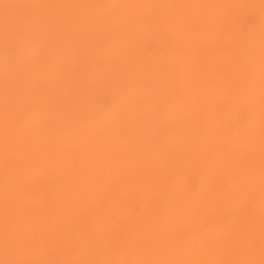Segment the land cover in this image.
<instances>
[{"label":"rangeland","instance_id":"374dc122","mask_svg":"<svg viewBox=\"0 0 264 264\" xmlns=\"http://www.w3.org/2000/svg\"><path fill=\"white\" fill-rule=\"evenodd\" d=\"M204 1L205 2L203 4V0H0V264H116L118 261V264H191L192 261V264H228V262L229 264H252V262L253 264H264V150L262 151L261 147L262 144L264 147V143H261L262 139V142H264V111H262L264 110V71L262 70L264 68V39H262L264 37V0H233L232 6L226 5L227 1L230 0ZM145 2H147V5ZM195 2L196 4H194ZM209 4H214L216 6H208ZM223 4L225 5L223 6ZM174 6H176L178 9H175ZM202 7H204L203 12L201 9ZM117 9L120 11V14H118L119 11ZM222 9H224L223 12ZM189 10L190 12H188ZM226 10H233V13L230 12L231 14H226L228 12H226ZM239 12L242 13V15L240 13L241 17L239 14H237ZM261 12H263V15ZM60 13L61 15H59ZM257 13H260L259 17H257ZM45 14L47 15L45 16ZM210 14L213 16L211 17ZM195 17L197 19H195ZM213 17L215 18L213 19ZM205 18H207V20ZM233 18H235L234 21ZM226 20L229 22L227 23ZM212 21H214V25ZM13 22L15 25H12ZM238 23L240 26H237ZM157 24L158 28L156 29ZM211 26L214 28V30L211 28ZM213 26L218 28L217 31H215L216 29ZM188 28L189 30L186 31ZM99 29L101 31H99ZM228 29L229 31L226 32ZM67 31L69 33H67ZM97 32L98 35L96 36ZM103 32L108 33L110 36L108 34L105 36V33ZM236 32L239 33L237 34ZM260 32L263 33L259 34ZM180 34L181 37L179 38L178 35ZM182 36H184V38H182ZM49 37H51V39ZM54 37L56 38L55 41ZM114 37L119 40L115 41ZM188 37H192L194 40L191 38L188 39ZM198 37H200L202 40L200 41ZM226 37H229V41ZM235 37L238 40H236ZM112 38L114 39V44L112 43ZM196 39L198 41H196ZM188 41H190V45L188 44ZM236 41L238 42L236 43L237 45H235ZM243 42L244 44L240 46V44ZM251 42L252 44H250ZM52 44L56 45V48L53 47L51 49ZM76 44L80 45L76 46ZM205 45H207V48ZM80 46H83V48ZM244 46L245 48H243ZM254 46H257L258 48L261 46L263 47L261 49L259 48L260 50L258 49L262 52H260L262 57H258L260 53H258L259 51H256L257 47L255 48L256 56L252 53L254 52ZM224 47L226 48L225 50H223ZM246 47H249V50H246ZM174 48L176 50H174ZM188 48L191 52L188 51ZM37 49L39 50L36 51ZM177 49L180 50V52H178ZM62 51L63 53H61ZM79 51L80 53H78ZM98 51L101 52L99 55L97 53ZM220 51H222V53ZM236 51H238V53H236ZM242 51L243 53H241ZM249 53L254 55L253 59H251L252 61H250L252 55H249ZM244 54L247 55L246 60ZM94 56L96 58H94ZM193 57L196 58L194 59ZM255 58L257 60H255ZM104 61L107 62L105 63ZM198 61L199 64L201 62L203 63L200 64V66H197ZM212 61H214V65ZM216 61L218 65H216ZM207 62L210 63L207 64ZM250 63L257 64H254V68L252 65L249 66ZM244 64L246 65L244 66ZM217 66L219 68H217ZM238 66L239 68H237ZM187 67L190 68L187 69ZM232 69H234V71ZM227 71L231 74L226 75V73H228ZM242 71L244 74H242ZM152 72H154V75ZM233 72H236V74ZM146 76L148 78H146ZM203 78H205V80ZM76 79L77 81H75ZM251 79L254 82H252ZM130 85L132 86L131 89ZM241 85H245L247 88L244 86L242 87ZM249 87H251L253 90ZM89 88L91 89L89 90ZM234 88H238V90L235 91L236 89L234 90ZM40 89L41 92H44L46 96L41 94ZM25 90H27V94ZM213 90L214 93L212 92ZM87 91L90 92L87 94ZM204 92L205 94H203ZM241 92L244 93L242 94ZM223 93L225 95H223ZM234 94L235 96H232ZM26 95L31 96L30 98H32V101L28 100L29 97ZM59 95H61V99ZM64 95H66V99L62 98ZM118 96L120 97L119 99ZM222 96L224 98H222ZM54 97L55 99L51 100ZM146 97L148 100L145 99ZM248 97L251 100H249V102L247 99ZM26 98L27 101H25ZM68 98H72V100H69ZM237 98L239 101H237ZM231 99L233 101H231ZM254 99H256L255 101L259 105L256 103L252 105ZM229 101L231 105L229 104ZM42 104L43 106H41ZM58 104H60V106H58ZM166 104L169 106H166ZM246 104L248 105L246 106ZM8 105L10 107H8ZM49 105L53 107V110H51L52 107ZM214 106H216L217 109H215ZM43 109H45V111ZM62 109L66 112H64ZM222 109L223 112L221 113ZM251 109L254 111L252 110L251 112ZM68 111L71 114L68 113ZM161 111H163V113ZM216 111H218V114ZM107 113L109 116L106 115ZM179 113L181 117L178 119L177 115H179ZM231 113L234 115V117H232L233 115H231ZM241 113L243 116L246 114V118L243 119V117H241ZM250 113H253V115ZM58 114H60V116ZM81 114H83L82 120ZM183 114L185 116L187 114V116L184 117ZM197 114L200 115L198 116ZM247 114L251 115V118L249 116L247 117ZM256 114L257 116L254 117ZM23 115H25L24 121ZM57 115L58 117H56ZM238 115L241 117L240 119L242 122L239 121L240 119L238 118ZM226 116L227 118H225ZM65 117L67 121L64 119ZM162 117H165V119ZM231 117L232 119H230ZM237 118L239 119L238 122ZM180 120H182V122ZM223 120L225 123L221 122ZM37 121L39 125H37ZM57 121L58 123H56ZM31 122L34 124L32 125ZM163 123L165 124L163 125ZM7 124H9V126ZM42 124L44 125L42 126ZM71 124H73L72 127H70ZM30 125L34 128H32ZM224 127L226 132L223 129ZM30 128L31 130H29ZM34 129L35 131H33ZM28 131L30 132L28 133ZM62 131L63 133H61ZM117 132H119V134ZM35 133L36 135H41L42 139H40L39 136L35 138ZM77 134L79 135L78 137L76 136ZM51 135L54 137L52 138ZM93 135H95L96 138L94 137V139L96 140L93 139ZM22 136H25L24 139H19V137ZM17 137L19 140H17ZM55 137L57 138L54 139ZM45 139H47V141ZM122 139H124V141H122ZM136 139L139 140L137 141ZM257 139H260V141ZM30 140L37 141L30 142ZM44 140L45 146L43 143ZM51 140H53V142ZM227 140H229V142ZM136 141L138 143H136ZM243 141L244 143H242ZM51 142L53 144H49ZM132 142L134 143L132 144ZM256 142H260V146L259 143L256 144ZM123 145L125 146L123 147ZM43 147L45 148L43 149ZM253 149L257 152H255ZM169 152L171 155H169ZM38 154L39 156H37ZM93 155L97 156L95 157ZM119 155H121V157ZM60 156H62L61 158L64 157L63 160L60 158ZM114 156L115 158H113ZM235 159H238V161ZM112 160L114 162H111ZM140 160L142 161L140 162ZM221 160H224L225 162L223 161L222 164ZM96 161L100 163L98 164ZM232 162L233 164H231ZM101 163L103 164L101 165ZM160 164L162 165L160 166ZM100 166L102 167V170H104L103 173L101 172L102 170ZM123 166L124 168H122ZM159 166L160 168H157ZM88 167L90 169H87ZM78 168L81 170L79 171ZM137 168H139V170ZM91 169L92 172L95 169L97 170L92 173ZM141 169H145L144 171L142 170L144 175L141 174ZM203 170H205L207 175H209L208 177L206 173L203 175V177L201 176V174L204 172ZM214 170H216L215 173H213ZM232 170L234 171L231 172ZM261 170L263 172H261ZM113 171H115L114 174ZM120 172H122V174H119ZM104 173L106 174L104 175ZM138 173H140L142 176ZM224 173L225 175H223ZM246 174L248 175L246 176ZM198 175L199 178L202 177L204 179L202 180V178H200V180L197 178ZM218 176L220 177L218 180H216ZM240 176H242V178ZM244 177H246L245 181L243 179ZM51 179H53V181L50 183L49 181H51ZM96 179H98V182H96ZM128 179L131 180L134 185L130 183ZM90 180L92 181V184ZM199 180L202 182L201 184L205 183V185H201ZM83 182H86V184L88 183L87 187L85 186L86 184H83ZM122 182L124 183L122 184ZM104 183L106 185H103ZM216 183L218 186L215 185ZM61 185L62 187L59 190ZM94 185L96 186L95 188H97L94 190L95 193L92 192L91 188L93 187L94 189ZM80 186L83 188H80ZM135 186L138 187L135 188ZM214 186L216 187L214 188ZM63 187H65V190H63ZM98 187L101 188L98 189ZM124 187L126 190H123ZM209 187H211V190H208L210 189ZM201 188L203 191H201ZM212 188H214V191ZM79 189L81 191H79ZM14 190L16 195L12 194L14 193ZM131 190L133 191L131 192ZM153 190L156 191L153 192ZM218 190L220 191L218 192ZM129 191L131 193H129ZM49 192H51V194ZM147 192L148 194H146ZM213 192H215V194ZM124 193L125 195H123ZM138 193H140V195H138ZM207 193H209L210 196H215L214 199H211L213 197H210L207 200ZM86 196L88 197L87 201H85ZM168 196L170 197L168 198ZM225 197L228 198L224 199ZM51 198L55 199V201ZM60 198H62V200H60ZM89 200L91 201L89 202ZM141 200L143 203H141ZM173 200H175V202H173ZM177 201L178 203L176 204ZM209 201L211 204H209ZM149 202H152L151 205H149ZM200 202L201 204H199ZM146 203L147 207L145 206V208L144 204L146 205ZM15 204H17V206H15ZM62 204L63 206H61ZM164 205L167 207L165 208ZM192 205L196 209L192 208ZM51 206L53 208H51ZM97 207L99 208L98 211ZM198 207H200V209ZM112 208L115 211L112 210ZM121 209H125L124 211H127V213H130L131 215H127L126 212L123 213ZM145 212L148 216L145 215ZM97 213L99 214V217ZM168 213L170 215H168ZM261 215L263 216L260 217ZM127 217L130 218L128 219ZM116 219L118 221H116ZM145 219L146 221H144ZM176 219H178V221ZM116 223L117 226L115 225ZM208 223L211 225L209 224L208 226ZM95 225L98 229L94 227ZM118 225H122V227H118ZM160 225L162 226L159 227ZM115 226L116 229L118 228L122 232H118L119 230H116ZM234 227L237 230H235ZM107 228H109V231H107ZM111 228H113V231L116 230L117 233L116 231L114 233ZM134 229L135 232L133 231ZM191 230H193V234L191 233ZM225 231L227 233L232 231L233 238L231 239L232 232L227 234ZM175 233L177 234L175 235ZM223 233L226 235H223V237L225 236L224 238L222 237ZM107 234L109 235V238L107 237ZM115 234L117 238L116 236L114 237ZM144 234L146 237H144ZM229 234L231 236H229ZM97 236L100 237L97 238L99 240L95 239ZM121 236L123 239H121ZM235 236H237V238ZM206 237L208 239H206ZM215 237L217 238L215 239ZM218 237L220 241L217 240ZM101 238L102 240L100 241ZM114 238L115 241L112 243V239ZM133 238L136 239L134 240ZM221 239L223 243L225 242L223 245ZM261 239L263 241H261ZM132 240H134L135 243ZM205 241L207 242L205 243ZM211 241L214 243L213 246H215L217 249L212 246L213 243H211ZM79 244L82 247H80ZM207 244L210 245L207 246ZM218 244L221 245L217 247ZM235 244L237 247H235ZM210 246L211 248L213 247L215 250L214 252H212L213 249H210ZM122 248L124 249V252H122ZM109 249L110 251H108ZM114 250L116 253H113ZM148 250L150 251L148 252ZM128 253L132 257L130 255L128 256ZM172 254L175 256L173 257ZM157 258L158 260L156 261ZM175 258L177 260H175ZM241 259H243V261Z\"/></svg>","mask_w":264,"mask_h":264},{"label":"bare ground","instance_id":"6f19581e","mask_svg":"<svg viewBox=\"0 0 264 264\" xmlns=\"http://www.w3.org/2000/svg\"><path fill=\"white\" fill-rule=\"evenodd\" d=\"M175 1H176V0H175ZM199 1H200V0H199ZM208 1H209V0H208ZM123 2H124V1H123ZM189 2H190V1H189ZM189 2H188V3H189ZM204 2H205V1L203 0V4H204ZM254 2H255V1H254ZM263 2H264V1H263ZM263 2H262V4H263ZM145 3H146V5H147V2H145ZM215 3H216V2H215ZM246 3H248V2H246ZM249 3H250V2H249ZM194 4H196V2H195ZM218 4H219V3H218ZM122 5H125V4H122ZM142 5H143V4H142ZM168 5H169V4H168ZM179 5H180V4H179ZM224 5H225V4H223V6H224ZM226 5H227V6H232V5H233V0L227 1ZM249 5H250V4H249ZM201 6H202V5H201ZM208 6H216V5H214V4H213V5H210V4H209ZM227 6H226V7H227ZM243 6H244V5H243ZM243 6H242V7H243ZM68 7H69V6H68ZM70 7H71V5H70ZM183 7H184V6H183ZM199 7H200V6H199ZM246 7H248V6H246ZM125 8H127V7H125ZM140 8H141V7H140ZM172 8H173V7H172ZM174 8L176 9L177 7L174 6ZM203 8H204V7L201 8V9H202V12H203V10H204ZM209 8H210V7H209ZM231 8H232V7H231ZM236 8H237V7H236ZM133 9H134V8H133ZM177 9H178V8H177ZM207 9H208V7H207ZM217 9H218V8H217ZM234 9H235V8H234ZM243 9H244V8H243ZM254 9H255V8H254ZM254 9H253V10H254ZM259 9H260V8H259ZM259 9H258V10H259ZM117 10H118V9H117ZM120 10H121V9H120ZM136 10H137V9H136ZM194 10H195V9H194ZM209 10H210V9H209ZM223 10H224V9H222V12H223ZM263 10H264V7H263ZM39 11H40V10H39ZM74 11H75V10H74ZM118 11H119V10H118ZM134 11H135V10H134ZM172 11H173V10H172ZM195 11H197V10H195ZM227 11H228V10H226V12H227ZM256 11H257V10H256ZM40 12H41V11H40ZM44 12H45V9H44ZM51 12H52V11H51ZM121 12H122V10H121ZM175 12H176V11H175ZM188 12H190V10H189ZM192 12H193V11H192ZM198 12H199V11H198ZM204 12H205V11H204ZM216 12H217V11H216ZM222 12H221V13H222ZM230 12L233 13V10L228 11L226 14H228V13H230ZM263 12H264V11H263ZM263 12H261V14H262ZM42 13H43V10H42ZM58 13H59V12H58ZM68 13H69V12H68ZM68 13H67V14H68ZM186 13H187V12H186ZM196 13H197V12H196ZM196 13H195V14H196ZM199 13H201V12H199ZM224 13H225V12H224ZM231 13H230V14H231ZM240 13H241V12H239V13H237V14H239V16H240ZM255 13H256V12H255ZM90 14H91V12H90ZM118 14H120V11L118 12ZM136 14H137V13H136ZM142 14H143V13H142ZM173 14H174V13H173ZM176 14H177V12H176ZM237 14H236V15H237ZM252 14H253V13H252ZM257 14H258L257 17H259V16H260V15H259L260 13H257ZM263 14H264V13H263ZM263 14H262V15H263ZM46 15H47V14H45V16H46ZM51 15H52V14H51ZM55 15H56V13H55ZM59 15H61V13H60ZM75 15H76V13H75ZM79 15H80V14H79ZM116 15H117V14H116ZM177 15H178V14H177ZM198 15H200V14H198ZM210 15H211V14H210ZM215 15H216V13H215ZM233 15H234V14H233ZM233 15H232V16H233ZM241 15H242V13H241ZM39 16H40V15H39ZM49 16H50V15H49ZM170 16H171V15H170ZM172 16H173V15H172ZM201 16H203V15H201ZM201 16H198V17H201ZM212 16H213V15H211V17H212ZM220 16H221V14H220ZM220 16H219V17H220ZM225 16H226V15H225ZM225 16H224V18H225ZM255 16H256V15H255ZM263 16H264V15H263ZM175 17H176V15H175ZM182 17H183V16H182ZM191 17H192V16H191ZM204 17H205V16H204ZM207 17H208V15H207ZM240 17H241V16H240ZM51 18H52V17H51ZM82 18H83V17H82ZM97 18H98V16H97ZM100 18H101V17H100ZM209 18H210V17H209ZM214 18H215V17H213V19H214ZM228 18H229V17H228ZM230 18H231V17H230ZM236 18H237V16H236ZM34 19H35V17H34ZM39 19H40V17H39ZM117 19H118V18H117ZM190 19H191V18H190ZM195 19H197V18L195 17ZM205 19L207 20V18H205ZM213 19H212V20H213ZM221 19H222V18H221ZM234 19H235V18H233V21H234ZM237 19H238V18H237ZM237 19H236V20H237ZM88 20H89V19H88ZM144 20H145V19H144ZM193 20H194V17H193ZM258 20H259V19H258ZM44 21H45V20H44ZM212 22H213V25H214V21H212ZM221 22H222V21H221ZM221 22H220V23H221ZM226 22H227V20H226ZM228 22H229V21H228ZM228 22H227V23H228ZM87 23H88V22H87ZM98 23H99V21H98ZM156 23H157V22H156ZM156 23H155V24H156ZM174 23H175V21H174ZM174 23H173V24H174ZM258 23H260V22H258ZM262 23H263V22H262ZM90 24H91V23H90ZM100 24H101V21H100ZM140 24H141V23H140ZM200 24H201V23H200ZM221 24H222V23H221ZM223 24H224V22H223ZM260 24H261V23H260ZM263 24H264V23H263ZM12 25H15L14 22H13ZM83 25H84V22H83ZM92 25H93V24H92ZM196 25H198V24H196ZM216 25H218V24H216ZM226 25H228V24H226ZM230 25H231V24H230ZM230 25H229V26H230ZM235 25H236V24H235ZM238 25H239V23L237 24V26H238ZM76 26H77V24H76ZM76 26H75V28H76ZM199 26H200V25H199ZM233 26H234V24H233ZM239 26H240V25H239ZM81 27H82V24H81ZM81 27H79V28H81ZM90 27H93V26H90ZM103 27H104V26H103ZM155 27H156V26H155ZM188 27H189V26H188ZM213 27H215V29H216L215 31H217L218 28H216V26H213ZM221 27H222V26H221ZM224 27H225V26H224ZM153 28H154V27H153ZM157 28H158V24H157L156 29H157ZM169 28H170V27H169ZM211 28H212V26H211ZM226 28H227V27H226ZM238 28L241 29L240 27H238ZM88 29H89V28H88ZM88 29H87V30H88ZM96 29H97V28H96ZM96 29H95V30H96ZM104 29H105V28H104ZM149 29H150V28H149ZM159 29H160V28H159ZM178 29H179V28H178ZM178 29H177V30H178ZM197 29H198V28H197ZM212 29L214 30V28H212ZM234 29H235V28H234ZM85 30H86V29H85ZM85 30H84V32H85ZM90 30H91V29H90ZM188 30H189V28H188L186 31H188ZM224 30H226V29H224ZM231 30H232V29H231ZM236 30H237V29H236ZM259 30H260V28H259ZM79 31H80V29H79ZM92 31H93V29H92ZM99 31H101V30L99 29ZM228 31H229V29H228L226 32H228ZM62 32H63V31H62ZM73 32H74V31H73ZM80 32H81V31H80ZM105 32H106V31H105ZM105 32H103V33H105ZM170 32H171V31H170ZM173 32H175V31H173ZM213 32H214V31H213ZM230 32H231V31H230ZM230 32H229V33H230ZM44 33H45V32H44ZM44 33H43V35H44ZM67 33H69V32L67 31ZM100 33H101V32H100ZM135 33H136V31H135ZM137 33H138V32H137ZM157 33H159V32H157ZM161 33H162V32H161ZM164 33H165V32H164ZM208 33H209V32H208ZM216 33H217V32H216ZM234 33H235V32H234ZM236 33H237V32H236ZM238 33H239V32H238ZM238 33H237V34H238ZM261 33H263V32H260L259 34H261ZM75 34H76V33H75ZM95 34H96V33H95ZM106 34H108V33H105V36H107ZM138 34H139V33H138ZM143 34H145V33H143ZM177 34H178V32H177ZM181 34H182V32H181ZM181 34L178 35L179 38L181 37ZM206 34H207V33H206ZM211 34H212V33H211ZM218 34H219V33H218ZM220 34H221V33H220ZM227 34H228V33H227ZM91 35H92V33H91ZM97 35H98V32H97L96 36H97ZM102 35H103V34H102ZM108 35H109V34H108ZM157 35H158V34H157ZM175 35H176V34H175ZM187 35H188V34H187ZM194 35H195V34H194ZM201 35H202V33H201ZM239 35H240V34H239ZM263 35H264V34H263ZM69 36H70V35H69ZM109 36H110V35H109ZM198 36H199V35H198ZM223 36H224V35H223ZM240 36H241V35H240ZM55 37H56V36H55ZM55 37H54V41H55V39H56ZM77 37H78V36H77ZM118 37H119V36H118ZM160 37H161V36H160ZM193 37H194V36H193ZM196 37H197V34H196ZM49 38L51 39V37H49ZM52 38H53V37H52ZM60 38H61V37H60ZM65 38H67V37H65ZM69 38H70V37H69ZM73 38H74V37H73ZM83 38H84V37H83ZM91 38H92V37H91ZM94 38H95V37H94ZM96 38H97V37H96ZM114 38H115V37H114ZM119 38H120V37H119ZM121 38H122V37H121ZM123 38H124V37H123ZM174 38H175V37H174ZM182 38H184V36H182ZM189 38H191L192 40H194L192 37H188V39H189ZM198 38L200 39V37H198ZM202 38H203V37H202ZM219 38H220V37H219ZM226 38H227V37H226ZM233 38H234V37H233ZM235 38H236V37H235ZM240 38H241V37H240ZM240 38H239V39H240ZM109 39H110V38H109ZM125 39H126V37H125ZM146 39H147V38H146ZM164 39H165V38H164ZM204 39H205V38H204ZM215 39H216V38H215ZM221 39H222V38H221ZM221 39H220V40H221ZM223 39H224V38H223ZM259 39H260V38H259ZM262 39H264V37H263ZM262 39H260V40H262ZM57 40H58V39H57ZM71 40H72V39H71ZM71 40H69V41L72 42L73 40H72V41H71ZM82 40H84V39H82ZM117 40H119V39L115 38V41H117ZM192 40H190V41H192ZM201 40H202V39H200V41H201ZM205 40H206V39H205ZM213 40H214V39H213ZM227 40L229 41V37L227 38ZM236 40H238V39L236 38ZM242 40H243V39H242ZM50 41H51V40H50ZM61 41H62V40H61ZM76 41H77V40H76ZM84 41H86V40H84ZM179 41H180V39H179ZM185 41H186V40H185ZM190 41H188V44H189ZM196 41H198V40L196 39ZM215 41H216V40H215ZM221 41H222V40H221ZM221 41H220V43H221ZM231 41H232V40H231ZM234 41H235V40H234ZM58 42H59V41H58ZM63 42H64V40H63ZM81 42H82V41H81ZM88 42H89V41H88ZM93 42H94V40H93ZM93 42H92V43H93ZM95 42H96V41H95ZM141 42H142V41H141ZM175 42H176V40H175ZM206 42H207V41H206ZM209 42H210V41H209ZM212 42H214V41H212ZM232 42H233V41H232ZM65 43H66V42H65ZM77 43H78V42H77ZM82 43H83V42H82ZM106 43H108V42H106ZM112 43H113V44L115 43L113 38H112ZM186 43H187V42H186ZM197 43H198V42H197ZM204 43H205V42H204ZM236 43H238V42L236 41V42H235V45H237ZM246 43H247V42H246ZM50 44H51V43H50ZM59 44H60V43H59ZM59 44H58V45H59ZM67 44H69V43H67ZM72 44H73V43H72ZM182 44H183V43H182ZM207 44H208V43H207ZM209 44H210V43H209ZM225 44H226V42H225ZM243 44H244V42H243L242 44H240V46L243 45ZM248 44H249V43H248ZM250 44H252V42H251ZM258 44H259V43H258ZM263 44H264V43H263ZM46 45H49V44H46ZM74 45H75V43H74ZM74 45H73V46H74ZM77 45H80V44H76V46H77ZM94 45H95V44H94ZM122 45H123V44H122ZM183 45H184V44H183ZM189 45H190V44H189ZM223 45H224V44H223ZM226 45H227V44H226ZM226 45H225V47H226ZM231 45H233V44H231ZM55 46H56V45H53V44H52L51 49H52L53 47H55ZM60 46H61V45H60ZM65 46H66V45H65ZM85 46H86V45H85ZM198 46H199V45H198ZM205 46H206V48H207V45H205ZM229 46H230V45H229ZM247 46H248V45H247ZM258 46H259V45H258ZM80 47L83 48V46H80ZM167 47H168V46H167ZM185 47H186V46H185ZM196 47H197V46H196ZM211 47H212V46H211ZM225 47L223 48V50L226 49ZM256 47H257V46H256ZM256 47L254 46V48H253V49H254V52L251 51L252 49L250 50L254 55L256 54V52H255V50H256L255 48H256ZM55 48H56V47H55ZM60 48H62V47H60ZM78 48H79V47H78ZM78 48H77V49H78ZM189 48H191V47H189ZM189 48H188V49H189ZM192 48H193V47H192ZM194 48H195V45H194ZM197 48H199V47H197ZM206 48H205V49H206ZM218 48H222V47H218ZM218 48H217V49H218ZM243 48H245V46H244ZM248 48H249V47H248ZM248 48L246 47V50H249ZM259 48L261 49V48H263V47L261 46V47H259ZM259 48L257 47V50H256V51H259V50H260ZM46 49H47V48H46ZM48 49H49V46H48ZM68 49H69V47H68ZM85 49H87V48H85ZM96 49H97V48H96ZM121 49H122V48H121ZM186 49H187V48H186ZM236 49H237V48H236ZM236 49H235V50H236ZM258 49H259V50H258ZM38 50H39V49H37L36 51H38ZM60 50H61V49H60ZM70 50H71V49H70ZM79 50H80V49H79ZM97 50H98V49H97ZM97 50H96V51H97ZM124 50H125V49H124ZM172 50H173V48H172ZM174 50H176V49L174 48ZM177 50H178V49H177ZM215 50H216V49H215ZM242 50H243V49H242ZM49 51H50V50H49ZM56 51H57V50H56ZM185 51H186V50H185ZM188 51H190V49H189ZM188 51H187V53H188ZM209 51H210V50H209ZM211 51H212V50H211ZM226 51H227V50H226ZM40 52H41V51H40ZM40 52H38V53H40ZM50 52H51V51H50ZM66 52H67V51H66ZM73 52H74V51H73ZM173 52H175V51H173ZM178 52H180V50H178ZM190 52H191V51H190ZM190 52H189V53H190ZM220 52L222 53V51H220ZM229 52H230V51H229ZM260 52H261V51H259L258 53H260ZM51 53H52V52H51ZM53 53H54V52H53ZM61 53H63V51H62ZM78 53H80V51H79ZM95 53H96V52H95ZM97 53H98V55H99V53H101V52L98 51ZM195 53H196V51H195ZM209 53H210V52H209ZM213 53H214V52H213ZM230 53H231V52H230ZM234 53H235V52H234ZM236 53H238V51H236ZM241 53H243V51H242ZM246 53H247V52H246ZM261 53H262V52H261ZM261 53L259 54V56H258V55H257V56L260 57V56L262 55ZM55 54H56V53H55ZM55 54H54V56H55ZM106 54H108V53H106ZM191 54H192V53H191ZM191 54H190V55H191ZM250 54H251V53H249V55H250ZM253 54H251V55H252V58H250V61H252L251 59H253V57H254ZM35 55H36V54H35ZM83 55H84V54H83ZM103 55H105V54H103ZM195 55H196V54H195ZM211 55H212V52H211ZM247 55H248V53H247ZM247 55L244 54V56H245V60L247 59ZM95 56H96V55H95ZM95 56H94V58H96ZM101 56H102V55H101ZM192 56H193V55H192ZM237 56H238V55H237ZM237 56H236V57H237ZM255 56H256V55H255ZM38 57H39V56H38ZM64 57H65V55H64ZM99 57H100V56H99ZM182 57H183V56H182ZM182 57H181V58H182ZM206 57H207V55H206ZM209 57H210V56H209ZM231 57H232V56H231ZM261 57H262V56H261ZM53 58H54V57H53ZM58 58H59V57H58ZM58 58H57V59H58ZM71 58H73V57H71ZM97 58H98V57H97ZM171 58H172V57H171ZM183 58H184V57H183ZM191 58H192V57H191ZM193 58L195 59L196 57H193ZM83 59H84V57H83ZM112 59H113V58H112ZM176 59H177V58H176ZM186 59H187V54H186ZM208 59H209V58H208ZM211 59H212V58H211ZM228 59H229V58H228ZM248 59H249V58H248ZM103 60H104V59H103ZM105 60H106V58H105ZM117 60H118V59H117ZM117 60H116V61H117ZM177 60H178V59H177ZM182 60H183V59H182ZM192 60H193V59H192ZM216 60H217V59H216ZM255 60H257V59L255 58ZM61 61H62V60H61ZM70 61H71V60H70ZM70 61H69V62H70ZM76 61H77V60H76ZM76 61H75V62H76ZM93 61H94V60H93ZM100 61H101V60H100ZM163 61H164V60H163ZM166 61H168V60H166ZM171 61H174V60H171ZM179 61H180V60H179ZM179 61H178V63H179ZM195 61H196V60H195ZM206 61H207V60H206ZM220 61H221V60H220ZM236 61H237V59H236ZM243 61H244V59H243ZM243 61H242V63H243ZM247 61H248V60H247ZM59 62H60V61H59ZM66 62H68V61H66ZM104 62H105V61H104ZM106 62H107V61H106ZM106 62H105V63H106ZM161 62H162V61H161ZM169 62H170V61H169ZM196 62H197V61H196ZM213 62H214V61H212V63H213ZM223 62H224V61H223ZM232 62H233V61H232ZM232 62H230V63H232ZM244 62H245V61H244ZM248 62H249V61H248ZM257 62H258V61H257ZM37 63H38V62H37ZM182 63H183V62H182ZM202 63H203V62H201L200 64H202ZM208 63H210V62H207V64H208ZM212 63H211V64H212ZM218 63H219V62H218ZM224 63H225V62H224ZM234 63H235V62H234ZM246 63H247V62H246ZM259 63H260V61H259ZM259 63H258V64H259ZM261 63H262V62H261ZM54 64H55V63H54ZM89 64H90V63H89ZM119 64H120V63H119ZM169 64H170V63H169ZM169 64H168V65H169ZM175 64H176V62H175ZM175 64H174V65H175ZM184 64H185V63H184ZM186 64H187V63H186ZM200 64H199V61H198V65H197V66H200ZM211 64H210V65H211ZM221 64H222V63H221ZM227 64H228V62H227ZM254 64H255V63H254ZM254 64L250 63L249 66L252 65V66L255 68ZM256 64H257V63H256ZM256 64H255V65H256ZM96 65H97V64H96ZM195 65H196V64H195ZM210 65H209V66H210ZM213 65H214V63H213ZM216 65H218V64H217V61H216ZM225 65H226V64H225ZM245 65H246V64H244V66H245ZM247 65H248V63H247ZM53 66H54V65H53ZM74 66H75V65H74ZM164 66H165V65H164ZM181 66H182V65H181ZM244 66H243V67H244ZM252 66H251V67H252ZM257 66H258V65H257ZM263 66H264V64H263ZM47 67H48V66H47ZM50 67H51V65H50ZM50 67H49V68H50ZM85 67H88V66H85ZM94 67H95V66H94ZM108 67H109V66H108ZM136 67H137V66H136ZM170 67H171V65H170ZM176 67H177V66H176ZM201 67H202V66H201ZM210 67H211V66H210ZM260 67H261V66H260ZM33 68H34V67H33ZM109 68H110V67H109ZM130 68H131V66H130ZM177 68H178V67H177ZM181 68H182V67H181ZM188 68H190V67H187V69H188ZM212 68H213V67H212ZM217 68H219V67L217 66ZM217 68H216V69H217ZM220 68H221V67H220ZM222 68H223V67H222ZM233 68H235V67H233ZM237 68H239V66H238ZM249 68H250V67H249ZM60 69H61V68H60ZM62 69H63V67H62ZM62 69H61V71H62ZM182 69H183V68H182ZM185 69H186V68H185ZM191 69H192V68H191ZM198 69H199V68H198ZM203 69H204V68H203ZM250 69H252V68H250ZM250 69H249V70H250ZM257 69H259V68H257ZM49 70H50V69H49ZM49 70H48V71H49ZM53 70H54V69H53ZM56 70H57V69H56ZM135 70H136V69H135ZM154 70H155V68H154ZM192 70H193V69H192ZM204 70H205V69H204ZM204 70H203V71H204ZM218 70H219V69H218ZM226 70H227V69H226ZM232 70L234 71V69H232ZM236 70H237V69H236ZM253 70H255V69H253ZM262 70L264 71V68H263ZM45 71H46V70H45ZM59 71H60V70H59ZM59 71H58V72H59ZM81 71H82V70H81ZM88 71H89V70H88ZM186 71H187V70H186ZM195 71H196V70H195ZM201 71H202V70H201ZM229 71H230V70H229ZM245 71H246V69H245ZM258 71H259V70H258ZM51 72H52V71H51ZM67 72H69V71H67ZM187 72H188V71H187ZM215 72H216V70H215ZM227 72H228V71H227ZM242 72H243V71H242ZM242 72H240V73H242ZM147 73H148V71H147ZM152 73H153V75H154V72H152ZM166 73H167V72H166ZM203 73H205V72H203ZM233 73L236 74V72H233ZM240 73H239V74H240ZM45 74H46V72H45ZM52 74H53V73H52ZM57 74H58V73H57ZM63 74H64V73H63ZM65 74H66V73H65ZM75 74H76V73H75ZM110 74H111V73H110ZM142 74H143V73H142ZM227 74H231V73L228 72V73H226V75H227ZM239 74H238V75H239ZM242 74H244V72H243ZM69 75H70V74H69ZM104 75H105V73H104ZM104 75H103V76H104ZM131 75H132V74H131ZM131 75H130V76H131ZM153 75H151V76H153ZM156 75H157V74H156ZM219 75H220V74H219ZM233 75H234V74H233ZM238 75H237V76H238ZM246 75H247V74H246ZM258 75H259V74H258ZM49 76H50V75H49ZM66 76H68V75H66ZM66 76H65V77H66ZM77 76H78V74H77ZM90 76H91V75H90ZM127 76H128V75H127ZM143 76H144V75H143ZM197 76H198V75H197ZM240 76H241V75H240ZM244 76H245V75H244ZM244 76H243V77H244ZM43 77H44V76H43ZM43 77H42V79H43ZM47 77H48V76H47ZM53 77H54V76H53ZM55 77H56V76H55ZM109 77H110V76H109ZM156 77H157V76H156ZM170 77H171V76H170ZM203 77H204V75H203ZM63 78H64V77H63ZM77 78H78V77H77ZM80 78H81V77H80ZM138 78H139V77H138ZM146 78H148V77L146 76ZM176 78H177V77H176ZM241 78H242V76H241ZM254 78H255V77H254ZM254 78H253V80H254ZM50 79H51V78H50ZM60 79H61V77H60ZM67 79H69V78H67ZM203 79L205 80V78H203ZM43 80H44V79H43ZM126 80H127V79H126ZM158 80H159V79H158ZM174 80H175V79H174ZM183 80H184V79H183ZM220 80H221V78H220ZM245 80H246V79H245ZM59 81H60V80H59ZM59 81H58V82H59ZM66 81H69V80H66ZM75 81H77V79H76ZM75 81H74V82H75ZM181 81H182V80H181ZM199 81H200V80H199ZM230 81H231V80H230ZM251 81H252V79H251ZM256 81H257V80H256ZM45 82H47V81H45ZM123 82H124V81H123ZM125 82H126V81H125ZM158 82H159V81H158ZM178 82H179V81H178ZM232 82H233V81H232ZM234 82H235V81H234ZM239 82H240V80H239ZM252 82H254V81H252ZM252 82H251V83H252ZM259 82H260V81H259ZM62 83H64V82H62ZM78 83H79V82H78ZM131 83H132V82H131ZM145 83H146V81H145ZM79 84H80V83H79ZM91 84H92V83H91ZM174 84H175V82H174ZM179 84H180V83H179ZM191 84H192V83H191ZM254 84H255V83H254ZM45 85H46V83H45ZM49 85H50V84H49ZM56 85H57V84H56ZM56 85H55V86H56ZM59 85H60V84H59ZM77 85H78V84H77ZM86 85H88V84H86ZM94 85H95V84H94ZM148 85H149V84H148ZM212 85H213V84H212ZM231 85H232V84H231ZM235 85H236V84H235ZM50 86H51V85H50ZM50 86H49V87H50ZM62 86H63V85H62ZM82 86H83V85H82ZM92 86H93V85H92ZM125 86H126V85H125ZM130 86H131V85H130ZM140 86H141V85H140ZM157 86H158V85H157ZM164 86H165V85H164ZM229 86H230V83H229ZM241 86H242V87L244 86L245 88H247V86H245V85H241ZM248 86H249V85H248ZM255 86H256V84H255ZM53 87H54V86H53ZM90 87H91V86H90ZM172 87H173V86H172ZM182 87H183V85H182ZM251 87H252V84H251ZM251 87H249V88H251ZM40 88H41V85H40ZM131 88H132V86L130 87V89H131ZM199 88H200V87H199ZM229 88H230V87H229ZM245 88H244V89H245ZM249 88H248V89H249ZM253 88H254V87H253ZM255 88H256V87H255ZM260 88H261V87H260ZM32 89H33V88H32ZM43 89H44V88H43ZM54 89H55V88H54ZM66 89H68V88H66ZM79 89H80V88H79ZM83 89H84V88H83ZM90 89H91V88H89V90H90ZM133 89H135V88H133ZM138 89H139V88H138ZM167 89H168V88H167ZM231 89H232V88H231ZM235 89H236V88H234V90H235ZM242 89H243V88H242ZM251 89H252V88H251ZM75 90H76V89H75ZM172 90H173V89H172ZM174 90H175V88H174ZM205 90H206V89H205ZM221 90H222V89H221ZM237 90H238V88H237L235 91H237ZM252 90H253V89H252ZM25 91H26V94H27V90H25ZM25 91H24V92H25ZM37 91H38V89H37ZM37 91H35V92H37ZM126 91H127V90H126ZM175 91H176V90H175ZM179 91H180V90H179ZM183 91H184V90H183ZM194 91H195V90H194ZM201 91H202V90H201ZM201 91H200V93H201ZM207 91H208V89H207ZM207 91H206V92H207ZM246 91H247V89H246ZM254 91H255V90H254ZM259 91H260V90H259ZM40 92H41V89H40ZM79 92H80V91H79ZM89 92H90V91H89ZM89 92L87 91V94H88ZM91 92H92V91H91ZM117 92H118V91H117ZM132 92H133V90H132ZM137 92H138V91H137ZM145 92H146V91H145ZM147 92H148V91H147ZM149 92H150V90H149ZM171 92H172V91H171ZM212 92L214 93V90H213ZM216 92H217V91H216ZM219 92H220V91H219ZM223 92H224V91H223ZM250 92H251V91H250ZM56 93H57V92H56ZM61 93H62V92H61ZM234 93H235V92H234ZM241 93L243 94L244 92H241ZM247 93H248V92H247ZM41 94H43L44 96H46L44 92H41ZM63 94H64V91H63ZM77 94H78V92H77ZM81 94H82V92H81ZM141 94H142V93H141ZM145 94H146V93H145ZM177 94H178V93H177ZM203 94H205V92H204ZM235 94H236V93H235ZM235 94L232 95V96H235ZM238 94H239V93H238ZM251 94H252V93H251ZM251 94H250V95H251ZM165 95H166V94H165ZM178 95H179V94H178ZM178 95H177V97H178ZM188 95H189V93H188ZM220 95H221V94H220ZM223 95H225V94L223 93ZM244 95H246V94H244ZM2 96H3V95H2ZM26 96L29 97L28 100H31V101H32V98H30L31 96H28V95H26ZM44 96H43V99H44ZM59 96H60V99H61V95H59ZM59 96H58V98H59ZM65 96H66V95H64L62 98H63V99H64V98L66 99ZM85 96H86V95H85ZM123 96H124V95H123ZM180 96H181V95H180ZM180 96H179V98H180ZM32 97H34V96H32ZM35 97H36V96H35ZM81 97H82V96H81ZM125 97H126V95H125ZM182 97H183V96H182ZM193 97H194V96H193ZM237 97H238V96H237ZM58 98H57V99H58ZM83 98H84V96H83ZM86 98H87V97H86ZM119 98H120V97L118 96V99H119ZM121 98H122V97H121ZM148 98H149V96H148ZM169 98H170V97H169ZM186 98H187V97H186ZM198 98H199V97H198ZM204 98H205V97H204ZM222 98H224V97L222 96ZM5 99H6V98H5ZM5 99H4V100H5ZM34 99H36V98H34ZM53 99H55V97L52 98L51 100H53ZM57 99H56V100H57ZM60 99H59V101H60ZM68 99H69V100H70V99L72 100V98H68ZM124 99H125V98H124ZM130 99H131V98H130ZM134 99H135V97H134ZM145 99H147V97H146ZM182 99H183V98H182ZM187 99H188V98H187ZM232 99H233V97H232ZM232 99H231V101H233ZM235 99H236V98H235ZM237 99H238V98H237ZM247 99H248V102H249V100H250L249 97H248ZM258 99H259V97H258ZM258 99H257V100H258ZM2 100H3V98H2ZM2 100H1V101H2ZM38 100H40V99H38ZM49 100H50V99H49ZM51 100H50V101H51ZM76 100H77V99H76ZM76 100H75V102H76ZM78 100H79V98H78ZM78 100H77V101H78ZM84 100H85V99H84ZM125 100H126V99H125ZM147 100H148V99H147ZM165 100H166V99H165ZM243 100H244V99H243ZM255 100H256V99H254V101L252 102V105H253L254 103H256ZM25 101H27V98L25 99ZM163 101H164V100H163ZM234 101H235V100H234ZM237 101H239V99H238ZM250 101H251V100H250ZM28 102H29V101H28ZM40 102H41V101H40ZM57 102H58V101H57ZM64 102H65V101H64ZM69 102H70V101H69ZM81 102H82V101H81ZM85 102H86V101H85ZM118 102H119V101H118ZM178 102H179V101H178ZM185 102H186V101H185ZM201 102H202V101H201ZM204 102H205V101H204ZM206 102H207V101H206ZM26 103H27V102H26ZM77 103H78V102H77ZM77 103H76V105H77ZM144 103H145V102H144ZM167 103H168V102H167ZM171 103H172V102H171ZM235 103H237V102H235ZM239 103H240V102H239ZM53 104H54V102H53ZM71 104H72V102H71ZM82 104H84V103H82ZM120 104H121V103H120ZM124 104H125V103H124ZM142 104H143V103H142ZM163 104H164V103H163ZM229 104H230V101H229ZM256 104H258V103H256ZM64 105H65V104H64ZM118 105H119V104H118ZM167 105H168V104H166V106H167ZM171 105H172V104H171ZM176 105H177V104H176ZM195 105H196V104H195ZM199 105H201V104H199ZM230 105H231V104H230ZM235 105H237V104H235ZM247 105H248V104H246V106H247ZM252 105H251V106H252ZM258 105H259V104H258ZM261 105H262V104H261ZM261 105H260V107H261ZM41 106H43V104H42ZM49 106H50V105H49ZM53 106H54V105H53ZM58 106H60V104H58ZM65 106H66V105H65ZM164 106H165V104H164ZM168 106H169V105H168ZM203 106H204V105H203ZM238 106H239V105H238ZM243 106H245V105H243ZM8 107H10V106L8 105ZM50 107H52V106H50ZM140 107H141V106H140ZM181 107H182V106H181ZM214 107H215V109H217L216 106H214ZM240 107H241V105H240ZM5 108H6V107H5ZM39 108H40V107H39ZM44 108H45V107H44ZM57 108H58V107H57ZM65 108H66V107H65ZM164 108H166V107H164ZM172 108H173V106H172ZM177 108H178V107H177ZM218 108H219V107H218ZM229 108H230V107H229ZM60 109H61V108H60ZM63 109H64V108H63ZM63 109H62V110H63ZM135 109H136V108H135ZM143 109H144V108H143ZM167 109H168V108H167ZM174 109H175V108H174ZM185 109H186V108H185ZM224 109H225V108H224ZM238 109H239V108H238ZM260 109H261V108H260ZM43 110L45 111V109H43ZM46 110H47V108H46ZM51 110H53V107H52ZM62 110H61V111H62ZM67 110H68V109H67ZM74 110H78V109H74ZM74 110H73V111H74ZM119 110H120V109H119ZM179 110H181V109H179ZM186 110H187V109H186ZM208 110H209V109H208ZM252 110H253V109H251V112H252ZM57 111H58V109H57ZM63 111H64V110H63ZM84 111H86V110H84ZM116 111H117V110H116ZM116 111H115V112H116ZM149 111H150V110H149ZM169 111H170V109H169ZM182 111H183V110H182ZM212 111H214V110H212ZM220 111H221V110H220ZM229 111H230V109H229ZM233 111H234V110H233ZM245 111H246V109H245ZM253 111H254V110H253ZM262 111H264V110H262ZM47 112H48V111H47ZM64 112H66V111H64ZM76 112H77V111H76ZM108 112H109V111H108ZM124 112H125V111H124ZM126 112H127V111H126ZM161 112L163 113V111H161ZM167 112H168V111H167ZM171 112H172V109H171ZM174 112H175V111H174ZM193 112H194V111H193ZM217 112H218V111H216V113H217ZM222 112H223V109H222L221 113H222ZM241 112H242V111H241ZM260 112H261V111H260ZM59 113H60V110H59ZM68 113H70V112L68 111ZM82 113H83V112H82ZM150 113H151V111H150ZM201 113H202V112H201ZM234 113H235V112H234ZM244 113H245V112H244ZM54 114H55V113H54ZM70 114H71V113H70ZM75 114H76V113H75ZM75 114H74V115H75ZM79 114H80V113H79ZM125 114H126V113H125ZM127 114H128V112H127ZM165 114H166V113H165ZM167 114H169V113H167ZM170 114H171V113H170ZM187 114H188V112H187ZM187 114H186V116H187ZM217 114H218V113H217ZM229 114H230V113H229ZM235 114H237V113H235ZM241 114H242V113H241ZM250 114L253 115V113H250ZM58 115L60 116V114H58ZM58 115H57L56 117H58ZM63 115H64V114H63ZM81 115H82V116H81V117H82L81 120H82V119H83V114H81ZM106 115L109 116L108 113H107ZM119 115H120V114H119ZM129 115H130V113H129ZM141 115H142V113H141ZM146 115H147V114H146ZM161 115H162V114H161ZM183 115H184V114H183ZM188 115H189V114H188ZM197 115H198V114H197ZM197 115H195V116H197ZM199 115H200V114H199ZM199 115H198V116H199ZM231 115H233V114L231 113ZM245 115H246V114H245ZM245 115L243 116V114H242L241 117H243V119H244V118H246ZM29 116H30V115H29ZM77 116H78V115H77ZM98 116H99V115H98ZM100 116H101V115H100ZM186 116L184 115V117H186ZM192 116H193V113H192ZM202 116H203V115H202ZM229 116H230V115H229ZM238 116H239V115H238ZM248 116L251 118V115H248V114H247V117H248ZM255 116H257V114L254 115V117H255ZM104 117H105V116H104ZM123 117H124V116H123ZM123 117H122V118H123ZM177 117H178V119L181 117L180 113H179V115H177ZM182 117H183V116H182ZM188 117H189V116H188ZM188 117H187V118H188ZM190 117H191V116H190ZM232 117H234V115H233ZM232 117H231L230 119H232ZM241 117L239 116L238 118L240 119ZM0 118H1V116H0ZM24 118H25V115H23V121H24ZM60 118H61V117H60ZM113 118H114V116H113ZM125 118H126V117H125ZM156 118H158V117H156ZM162 118L165 119V117H162ZM172 118H173V115H172ZM225 118H227V116H226ZM238 118H237V122H238V120H239ZM64 119L66 120V117H65ZM96 119H97V118H96ZM178 119H176V120H178ZM192 119H193V118H192ZM233 119H234V118H233ZM9 120H11V119H9ZM9 120H8V121H9ZM55 120H56V119H55ZM55 120H54V121H55ZM105 120H106V119H105ZM127 120H129V119H127ZM153 120H154V119H153ZM158 120H159V119H158ZM161 120H162V119H161ZM169 120H170V119H169ZM217 120H218V118H217ZM35 121H36V119H35ZM42 121H43V120H42ZM42 121H41V122H42ZM66 121H67V120H66ZM69 121H71V120H69ZM143 121H144V119H143ZM156 121H157V120H156ZM156 121H155V122H156ZM180 121L182 122V120H180ZM188 121H189V120H188ZM232 121H233V120H232ZM239 121L242 122L241 119H240ZM9 122H10V121H9ZM27 122H28V121H27ZM29 122H30V120H29ZM46 122H47V120H46ZM46 122H45V124H46ZM62 122H63V121H62ZM100 122H101V121H100ZM102 122H103V120H102ZM104 122H105V121H104ZM107 122H110V121H107ZM107 122H106V123H107ZM124 122H126V121H124ZM152 122H153V121H152ZM165 122H166V121H165ZM175 122H176V121H175ZM184 122H185V121H184ZM221 122L225 123L224 120L221 121ZM36 123H38V121H37ZM51 123H52V122H51ZM56 123H58V121H57ZM72 123H73V122H72ZM133 123H134V122H133ZM150 123H151V122H150ZM232 123H233V122H232ZM10 124H11V123H10ZM24 124H25V122H24ZM31 124H32V122H31ZM33 124H34V123H33ZM33 124H32V125H33ZM94 124H95V123H94ZM94 124H93V126H94ZM104 124H105V123H104ZM107 124H108V123H107ZM109 124H111V123H109ZM124 124H125V123H124ZM124 124H123V125H124ZM128 124H129V123H128ZM128 124H127V125H128ZM161 124H162V123H161ZM164 124H165V123H163V125H164ZM166 124H167V123H166ZM174 124H175V123H174ZM195 124H196V123H195ZM197 124H198V123H197ZM218 124H219V123H218ZM239 124H240V123H239ZM241 124H242V123H241ZM7 125L9 126V124H7ZM37 125H39V123H38ZM43 125H44V124H42V126H43ZM50 125H52V124H50ZM55 125H56V124H55ZM59 125H60V124H59ZM63 125H64V123H63ZM72 125H73V124H71L70 127H72ZM219 125H220V124H219ZM10 126H11V125H10ZM30 126H31V125H30ZM53 126H54V123H53ZM56 126H57V125H56ZM65 126H66V124H65ZM67 126H68V125H67ZM173 126H174V125H173ZM225 126H226V125H225ZM228 126H229V125H228ZM31 127H32V126H31ZM39 127H40V126H39ZM94 127H95V126H94ZM124 127H125V126H124ZM133 127H134V125H133ZM168 127H169V126H168ZM168 127H167V128H168ZM221 127H222V126H221ZM8 128H9V127H8ZM8 128H7V130H8ZM32 128H34V127H32ZM40 128H41V127H40ZM51 128H52V126H51ZM96 128H97V126H96ZM103 128H104V127H103ZM116 128H117V126H116ZM116 128H115V129H116ZM148 128H149V126H148ZM164 128H165V127H164ZM180 128H181V127H180ZM186 128H187V127H186ZM200 128H201V127H200ZM230 128H231V127H230ZM21 129H22V127H21ZM26 129H27V128H26ZM57 129H58V127H57ZM70 129H71V128H70ZM90 129H92V128H90ZM107 129H108V128H107ZM109 129H110V128H109ZM134 129H135V128H134ZM145 129H146V127H145ZM145 129H144V130H145ZM154 129H155V128H154ZM195 129H196V128H195ZM203 129H205V128H203ZM223 129H224V131H225V127H224ZM232 129H233V128H232ZM5 130H6V129H5ZM24 130H25V129H24ZM29 130H31V128H30ZM63 130H66V129H63ZM68 130H69V129H68ZM119 130H120V129H119ZM126 130H128V129H126ZM234 130H235V129H234ZM237 130H238V129H237ZM0 131H1V130H0ZM25 131H26V130H25ZM33 131H35V129H34ZM44 131H45V130H44ZM48 131H49V130H48ZM51 131H52V130H51ZM85 131H87V130H85ZM97 131H98V130H97ZM163 131H164V130H163ZM222 131H223V130H222ZM224 131H223V132H224ZM29 132H30V131H28V133H29ZM121 132H122V131H121ZM125 132H127V131H125ZM210 132H212V131H210ZM225 132H226V131H225ZM232 132H233V131H232ZM32 133H33V132H32ZM49 133H50V132H49ZM54 133H55V132H54ZM54 133H53V134H54ZM61 133H63V131H62ZM61 133H60V134H61ZM107 133H108V131H107ZM117 133L119 134V132H117ZM145 133H146V132H145ZM145 133H144V135H145ZM147 133H148V131H147ZM20 134H21V133H20ZM97 134H98V132H97ZM99 134H100V133H99ZM126 134H128V133H126ZM161 134H162V133H161ZM164 134H165V133H164ZM181 134H182V133H181ZM199 134H200V133H199ZM35 135H36V133H35ZM49 135H50V134H49ZM63 135H64V134H63ZM84 135H85V134H84ZM18 136H19V135H18ZM25 136H27V135H25ZM25 136H24V137H25ZM37 136H39V134H37V135L34 136V137L36 138ZM69 136H70V135H69ZM71 136H72V135H71ZM76 136L78 137L79 135L77 134ZM96 136H97V135H96ZM100 136H101V135H100ZM157 136H158V134H157ZM240 136H241V135H240ZM24 137H23V136H22V137H19V139H22V138L24 139ZM39 137H40V139H42V138H41V137H42L41 135H40ZM44 137H45V136H44ZM51 137L53 138L54 136L51 135ZM57 137H58V136H57ZM57 137H55L54 139H56ZM60 137H61V136H60ZM92 137H93V139H94L95 135H93ZM110 137H111V136H110ZM120 137H121V135H120ZM124 137H125V136H124ZM124 137H123V138H124ZM130 137H131V136H130ZM137 137H142V136H137ZM176 137H177V136H176ZM213 137H214V135H213ZM224 137H225V136H224ZM27 138H29V137H27ZM35 138H34V139H35ZM95 138H96V137H95ZM111 138H112V137H111ZM111 138H110V139H111ZM131 138H132V137H131ZM149 138H150V134H149ZM189 138H190V137H189ZM215 138H216V136H215ZM254 138H255V137H254ZM254 138H253V140H254ZM19 139H18V137H17V140H19ZM25 139H26V138H25ZM34 139H33V140H34ZM47 139H51V138H47ZM47 139H45V140L47 141ZM62 139H63V138H62ZM62 139H61V140H62ZM74 139H76V138H74ZM118 139H119V138H118ZM120 139H121V138H120ZM163 139H164V138H163ZM177 139H178V138H177ZM223 139H224V138H223ZM223 139H222V140H223ZM226 139H227V138H226ZM28 140H29V139H28ZM45 140L43 141V143L45 142ZM58 140H59V139H58ZM58 140H57V141H58ZM69 140H72V139H69ZM94 140H96V139H94ZM136 140H137V139H136ZM138 140H139V139H138ZM138 140H137V141H138ZM168 140H169V138H168ZM187 140H188V139H187ZM218 140H219V139H218ZM222 140H221V143H222ZM238 140H239V139H238ZM238 140H237V141H238ZM255 140H256V138H255ZM257 140H258V139H257ZM35 141H37V140H35ZM35 141H31V140H30V142H35ZM51 141L53 142V140H51ZM122 141H124V139H122ZM131 141H132V140H131ZM137 141H136V143H138ZM151 141H152V139H151ZM154 141H155V139H154ZM156 141H157V140H156ZM162 141H163V140H162ZM191 141H192V140H191ZM227 141L229 142V140H227ZM231 141H232V140H231ZM233 141H234V140H233ZM241 141H242V140H241ZM258 141H260V139H259ZM262 141H263V139H262ZM262 141H261V143H264V142H262ZM15 142H16V141H15ZM52 142L49 143V144H53ZM54 142H55V141H54ZM64 142H65V141H64ZM89 142H90V141H89ZM110 142H111V141H110ZM110 142H109V143H110ZM114 142H115V141H114ZM144 142H145V141H144ZM144 142H141V143H144ZM169 142H170V141H169ZM179 142H181V141H179ZM216 142H217V141H216ZM17 143H18V142H17ZM80 143H81V141H80ZM96 143H97V141H96ZM99 143H100V142H99ZM133 143H134V142H132V144H133ZM163 143H164V141H163ZM217 143H218V142H217ZM242 143H244V141H243ZM242 143H241V144H242ZM258 143H259V146H260V142H256V144H258ZM20 144H21V142H20ZM35 144H38V143H35ZM66 144H68V143H66ZM112 144H113V143H112ZM122 144H123V143H122ZM230 144H231V143H230ZM247 144H248V142H247ZM256 144H255V147H256ZM46 145H47V143H46ZM63 145H64V144H63ZM84 145H85V144H84ZM115 145H116V144H115ZM126 145H127V144H126ZM146 145H147V144H146ZM210 145H211V144H210ZM215 145H216V143H215ZM237 145H238V144H237ZM251 145H252V144H251ZM251 145H250V146H251ZM262 145H263V144H262ZM262 145H261V147H262V151H263V150H264V147H263ZM40 146H42V145H40ZM44 146H45V143H44ZM113 146H114V145H113ZM124 146H125V145H123V147H124ZM140 146H141V145H140ZM142 146H143V145H142ZM144 146H145V145H144ZM160 146H162V145H160ZM245 146H246V145H245ZM253 146H254V145H253ZM56 147H57V146H56ZM81 147H82V145H81ZM102 147H103V146H102ZM102 147H101V149H102ZM129 147H130V146H129ZM133 147H134V146H133ZM137 147H138V145H137ZM166 147H167V146H166ZM192 147H193V145H192ZM201 147H202V146H201ZM214 147H215V146H214ZM214 147H213V148H214ZM255 147H254V148H255ZM39 148H40V147H39ZM44 148H45V147H43V149H44ZM49 148H50V147H49ZM98 148H99V147H98ZM190 148H191V146H190ZM193 148H194V147H193ZM213 148H212V150H213ZM232 148H233V145H232ZM235 148H236V147H235ZM82 149H83V148H82ZM103 149H104V148H103ZM137 149H138V148H137ZM140 149H141V147H140ZM180 149H181V148H180ZM77 150H78V149H77ZM80 150H81V149H80ZM98 150H99V149H98ZM98 150H97V151H98ZM117 150H118V148H117ZM166 150H167V149H166ZM189 150H190V149H189ZM253 150H254V149H253ZM259 150H260V148H259ZM45 151H46V150H45ZM49 151H50V150H49ZM53 151H54V150H53ZM103 151H104V150H103ZM122 151H123V150H122ZM127 151H128V150H127ZM154 151H155V150H154ZM186 151H187V150H186ZM199 151H200V150H199ZM254 151L257 152L256 150H254ZM254 151H253V152H254ZM262 151H261V152H262ZM41 152H42V151H41ZM46 152H47V151H46ZM51 152H52V151H51ZM51 152H50V153H51ZM80 152H81V151H80ZM130 152H131V151H130ZM172 152H173V151H172ZM214 152H215V151H214ZM50 153H49V154H50ZM61 153H62V152H61ZM111 153H112V152H111ZM115 153H116V152H115ZM160 153H161V152H160ZM165 153H166V152H165ZM165 153H164V155H165ZM194 153H195V151H194ZM200 153H201V152H200ZM47 154H48V153H47ZM86 154H87V153H86ZM133 154H134V153H133ZM232 154H233V153H232ZM256 154H258V153H256ZM256 154H255V155H256ZM259 154H260V152H259ZM42 155H43V154H42ZM55 155H56V154H55ZM139 155H140V154H139ZM167 155H168V154H167ZM167 155H166V156H167ZM169 155H171L170 152H169ZM183 155H184V154H183ZM191 155H192V154H191ZM200 155H201V154H200ZM37 156H39V154H38ZM52 156H53V155H52ZM56 156H57V155H56ZM58 156H59V155H58ZM93 156H95V155H93ZM96 156H97V155H96ZM96 156H95V157H96ZM106 156H107V155H106ZM106 156H104V157H106ZM119 156L121 157V155H119ZM123 156H124V155H123ZM129 156H130V155H129ZM131 156H132V155H131ZM135 156H137V155H135ZM135 156H134V158H135ZM157 156H158V155H157ZM178 156H179V155H178ZM209 156H210V155H209ZM54 157H55V156H54ZM61 157H62V156H60V158H61ZM95 157H94V158H95ZM141 157H142V156H141ZM233 157H234V156H233ZM41 158H42V156H41ZM63 158H64V157H63ZM63 158H61V159L63 160ZM76 158H77V157H76ZM90 158H91V157H90ZM97 158H98V157H97ZM101 158H102V157H101ZM108 158H109V157H108ZM113 158H115V156H114ZM149 158H150V156H149ZM151 158H152V157H151ZM154 158H155V157H154ZM154 158H153V159H154ZM166 158H167V157H166ZM194 158H196V157H194ZM209 158H210V157H209ZM263 158H264V157H263ZM38 159H39V158H38ZM42 159H43V158H42ZM55 159H56V158H55ZM65 159H66V158H65ZM81 159H82V158H81ZM109 159H110V158H109ZM128 159H129V158H128ZM169 159H170V158H169ZM219 159H221V158H219ZM222 159H223V158H222ZM240 159H241V158H240ZM56 160H57V159H56ZM79 160H80V158H79ZM82 160H83V159H82ZM95 160H96V159H95ZM100 160H101V159H100ZM106 160H108V159H106ZM131 160H132V159H131ZM134 160H135V159H134ZM163 160H164V157H163ZM163 160H162V161H163ZM190 160H191V159H190ZM224 160H225V159H224ZM224 160H221V163H222V164H223V161H224ZM235 160L238 161V159H235ZM51 161H52V160H51ZM88 161H89V160H88ZM97 161H98V159H97ZM97 161H96V162H97ZM102 161H104V160H102ZM108 161H109V160H108ZM141 161H142V160H140V162H141ZM148 161H149V160H148ZM182 161H183V160H182ZM187 161H188V160H187ZM205 161H206V160H205ZM218 161H219V160H218ZM239 161H241V160H239ZM48 162H49V161H48ZM55 162H56V161H55ZM59 162H60V161H59ZM90 162H91V161H90ZM104 162H106V161H104ZM111 162H114V161L112 160ZM124 162H125V161H124ZM144 162H145V161H144ZM203 162H204V161H203ZM224 162H225V161H224ZM97 163H98V162H97ZM99 163H100V162H99ZM99 163H98V164H99ZM148 163H149V162H148ZM173 163H174V162H173ZM193 163H194V162H193ZM51 164H52V163H51ZM66 164H67V163H66ZM94 164H95V163H94ZM98 164H97V165H98ZM102 164H103V163H101V165H102ZM115 164H116V163H115ZM115 164H114V165H115ZM129 164H130V163H129ZM175 164H176V163H175ZM189 164H191V163H189ZM205 164H206V163H205ZM231 164H233V162H232ZM242 164H243V162H242ZM47 165H48V164H47ZM53 165H54V164H53ZM69 165H70V164H69ZM138 165H139V164H138ZM153 165H154V164H153ZM161 165H162V164H160V166H161ZM167 165H168V164H167ZM182 165H184V164H182ZM182 165H181V166H182ZM235 165H238V164H235ZM50 166H51V165H50ZM50 166H49V167H50ZM66 166H67V165H66ZM66 166H65V167H66ZM82 166H83V165H82ZM88 166H89V165H88ZM93 166H94V165H93ZM105 166H106V163H105ZM111 166H113V165H111ZM115 166H116V165H115ZM141 166H142V165H141ZM144 166H145V165H144ZM150 166H151V165H150ZM160 166L157 167V168H160ZM228 166H229V165H228ZM86 167H87V166H86ZM100 167H101V166H100ZM107 167H109V166H107ZM120 167H121V165H120ZM126 167H127V166H126ZM132 167H133V166H132ZM117 168H118V166H117ZM122 168H124V166H123ZM122 168H121V169H122ZM153 168H154V167H153ZM172 168H173V167H172ZM176 168H177V167H176ZM182 168H183V167H182ZM221 168H222V167H221ZM234 168H236V167H234ZM245 168H246V167H245ZM87 169H90V168L88 167ZM99 169H100V168H99ZM137 169L139 170V168H137ZM147 169H148V168H147ZM161 169H162V167H161ZM222 169H223V168H222ZM231 169H232V166H231ZM261 169H262V168H261ZM263 169H264V168H263ZM12 170H13V169H12ZM15 170H16V169H15ZM78 170H79V168H78ZM80 170H81V169H80ZM80 170H79V171H80ZM83 170H84V168H83ZM96 170H97V169H95L93 172H95ZM101 170H102V167H101ZM115 170H117V169H115ZM118 170L121 171L120 169H118ZM142 170L144 171L145 169H141V171H140L141 174L144 175V172H143ZM148 170H149V169H148ZM181 170H183V169H181ZM187 170H188V169H187ZM235 170H236V169H235ZM55 171H56V170H55ZM103 171H104V170H102L101 172L103 173ZM109 171H110V170H109ZM122 171H123V170H122ZM130 171H132V170H130ZM134 171H135V170H134ZM156 171H157V170H156ZM160 171H161V170H160ZM169 171H170V170H169ZM197 171H198V170H197ZM203 171H204L203 174H201L202 177H203V175L206 173L205 170H203ZM219 171H220V170H219ZM224 171H225V169H224ZM233 171H234V170H232L231 172H233ZM238 171H240V170H238ZM249 171H250V170H249ZM249 171H248V172H249ZM60 172H61V171H60ZM74 172H75V171H74ZM91 172H92V169H91ZM93 172H92V173H93ZM101 172H100V173H101ZM114 172H115V171H113V174H114ZM116 172H117V171H116ZM126 172H127V171H126ZM136 172H137V170H136ZM136 172H135V173H136ZM142 172H143V173H142ZM148 172H151V171H148ZM164 172H165V171H164ZM201 172H202V171H201ZM215 172H216V170H214L213 173H215ZM221 172H222V170H221ZM227 172H228V170H227ZM227 172H226V174H227ZM261 172H263V171L261 170ZM13 173H14V172H13ZM76 173H77V172H76ZM79 173H80V172H79ZM84 173H85V172H84ZM111 173H112V172H111ZM111 173H110V174H111ZM131 173H132V172H131ZM131 173H130V174H131ZM146 173H147V172H146ZM156 173H157V172H156ZM245 173H246V171H245ZM251 173H252V172H251ZM251 173H250V174H251ZM9 174H10V173H9ZM54 174H55V173H54ZM73 174H74V173H73ZM89 174H91V173H89ZM95 174H97V173H95ZM105 174H106V173H104V175H105ZM119 174H122V172H120ZM138 174H140V173H138ZM141 174H140V175H141ZM148 174H149V173H148ZM151 174H152V173H151ZM159 174H160V172H159ZM159 174H156V175H159ZM197 174H198V173H197ZM197 174H196V175H197ZM233 174H235V173H233ZM55 175H56V174H55ZM92 175H94V174H92ZM115 175H116V174H115ZM136 175H137V174H136ZM140 175H139V176H140ZM145 175H146V174H145ZM161 175H162V174H161ZM206 175H207V173H206ZM210 175H211V173H210ZM212 175H214V174H212ZM218 175H220V174H218ZM223 175H225V173H224ZM239 175H240V174H239ZM241 175H242V174H241ZM244 175H245V174H244ZM247 175H248V174H246V176H247ZM252 175H253V174H252ZM94 176H95V175H94ZM100 176H101V174H100ZM110 176H111V175H110ZM116 176H117V175H116ZM134 176H135V175H134ZM141 176H142V175H141ZM173 176H174V175H173ZM173 176H172V177H173ZM208 176H209V175H207V177H208ZM214 176H215V175H214ZM235 176H236V175H235ZM242 176H243V175H242ZM242 176H240V177L242 178ZM6 177H7V176H6ZM60 177H61V176H60ZM77 177H78V176H77ZM87 177H88V176H87ZM87 177H86V178H87ZM124 177H125V175H124ZM124 177H123V178H124ZM129 177H131V176H129ZM166 177H168V176H166ZM202 177H200V178H202ZM219 177H220V176H218V177L216 178V180H218ZM237 177H238V176H237ZM237 177H236V178H237ZM83 178H84V177H83ZM91 178H92V177H91ZM114 178H116V177H114ZM123 178H122V179H123ZM132 178H133V176H132ZM197 178H199V175H198ZM200 178H199V179H200ZM233 178H234V177H233ZM236 178H235V179H236ZM247 178H248V177H247ZM252 178H253V177H252ZM11 179H12V178H11ZM58 179H59V178H58ZM60 179H61V178H60ZM63 179H64V177H63ZM76 179H77V178H76ZM174 179H175V177H174ZM177 179H179V178H177ZM203 179H204V178H202V180H203ZM229 179H231V178H229ZM237 179H238V178H237ZM243 179H244V181H245L246 177H244ZM83 180H84V179H83ZM88 180H89V179H88ZM93 180H94V179H93ZM104 180H105V179H104ZM123 180H124V179H123ZM139 180H140V179H139ZM142 180H143V179H142ZM146 180H147V179H146ZM166 180H167V179H166ZM172 180H173V179H172ZM200 180H201V179H200ZM200 180H199V183L201 184L202 182H200ZM251 180H252V179H251ZM52 181H53V179H51V181H49V182L51 183ZM61 181H62V179H61ZM81 181H82V179H81ZM85 181H86V179H85ZM90 181H91V180H90ZM90 181H89V182H90ZM100 181H101V180H100ZM102 181H103V180H102ZM108 181H109V180H108ZM120 181H121V179H120ZM126 181H127V180H126ZM128 181H129L130 183H132L131 180L128 179ZM144 181H145V180H144ZM244 181H243V182H244ZM247 181H248V179H247ZM247 181H246V182H247ZM47 182H48V181H47ZM77 182H78V181H77ZM94 182H95V180H94ZM96 182H98V179H96ZM129 182H127V183H129ZM139 182H140V181H139ZM156 182H157V181H156ZM166 182H167V181H166ZM204 182H205V181H204ZM72 183H73V182H72ZM72 183H71V184H72ZM101 183H102V182H101ZM114 183H116V182H114ZM123 183H124V182H122V184H123ZM136 183H137V182H136ZM144 183H145V182H144ZM164 183H165V181H164ZM174 183H175V182H174ZM224 183H225V181H224ZM224 183H223V184H224ZM64 184H65V183H64ZM64 184H63V185H64ZM71 184H70V185H71ZM76 184H77V183H76ZM80 184H81V182H80ZM83 184H86V182H83ZM87 184H88V183H87ZM87 184L85 185L86 187H87ZM91 184H92V181H91ZM110 184H111V183H110ZM132 184H133V183H132ZM200 184H199V185H200ZM210 184H211V183H210ZM96 185H97V183H96ZM103 185H106V184L104 183ZM133 185H134V184H133ZM175 185H176V183H175ZM201 185H205V183H204V184H201ZM201 185H200V186H201ZM212 185H214V184H212ZM215 185H217V183H216ZM72 186H73V184H72ZM72 186H71V187H72ZM85 186H84V187H85ZM100 186H101V185H100ZM118 186H119V185H118ZM125 186H126V185H125ZM128 186H129V185H128ZM217 186H218V185H217ZM224 186H225V185H224ZM226 186H227V185H226ZM233 186H234V185H233ZM61 187H62V185L59 187V190H60ZM71 187H70V188H71ZM88 187H91V186H88ZM95 187H96L95 185H94V189H93V187H91V188H92V192H94V190L97 189V188H95ZM119 187H120V186H119ZM122 187H123V186H122ZM137 187H138V186H135V188H137ZM164 187H165V186H164ZM207 187H208V186H207ZM215 187H216V186H214V188H215ZM222 187H223V186H222ZM51 188H52V186H51ZM54 188H56V187H54ZM54 188H53V189H54ZM72 188H73V187H72ZM80 188H83V187L80 186ZM99 188H101V187H98V189H99ZM168 188H170V187H168ZM203 188H204V187H203ZM209 188H210V189H208V190H211V187H209ZM214 188H212L213 191H214ZM234 188H235V186H234ZM20 189H21V186H20ZM56 189H57V188H56ZM88 189H89V188H88ZM116 189H117V187H116ZM121 189H122V188H121ZM124 189H125V187L123 188V190H124ZM130 189H131V188H130ZM133 189H134V188H133ZM158 189H159V188H158ZM220 189H222V188H220ZM227 189H228V188H227ZM261 189H262V188H261ZM18 190H19V189H18ZM22 190H23V189H22ZM41 190H42V189H41ZM63 190H65V187H63ZM119 190H120V189H119ZM125 190H126V189H125ZM137 190H139V189H137ZM206 190H207V189H206ZM24 191H25V190H24ZM75 191H76V190H75ZM79 191H81V190L79 189ZM83 191H85V190H83ZM120 191H122V190H120ZM132 191H133V190H131V192H132ZM155 191H156V190H153V192H155ZM201 191H203L202 188H201ZM219 191H220V190H218V192H219ZM262 191H263V190H262ZM17 192H18V191H17ZM21 192H22V191H21ZM54 192H55V191H54ZM71 192H72V191H71ZM88 192H89V191H88ZM117 192H118V191H117ZM131 192L129 191V193H131ZM135 192H136V191H135ZM135 192H134V193H135ZM159 192H160V191H159ZM165 192H166V191H165ZM176 192H177V191H176ZM207 192H208V191H207ZM250 192H252V191H250ZM27 193H28V192H27ZM49 193L51 194V192H49ZM74 193H75V192H74ZM94 193H95V192H94ZM121 193H123V192H121ZM140 193H141V192H140ZM140 193H138V195H140ZM177 193H178V192H177ZM204 193H205V192H204ZM210 193H211V192H210ZM213 193L215 194V192H213ZM12 194H13V195H14V194L16 195L15 190H14V193H12ZM56 194H58V193H56ZM63 194H64V193H63ZM79 194H80V193H79ZM88 194H89V193H88ZM111 194L113 195L112 192H111ZM132 194H133V193H132ZM146 194H148V192H147ZM160 194H161V193H160ZM166 194H167V193H166ZM166 194H165V195H166ZM173 194H174V193H173ZM200 194H201V193H200ZM202 194H203V192H202ZM207 194H208V196L206 197L207 200H208V198L213 197L212 195L210 196L209 193H207ZM218 194L221 195L220 193H218ZM218 194H217V195H218ZM23 195H24V194H23ZM91 195H92V194H91ZM91 195H90V196H91ZM101 195H102V194H101ZM104 195H105V194H104ZM123 195H125V193H124ZM134 195H135V194H134ZM198 195H199V194H198ZM219 195H218V196H219ZM49 196H50V195H49ZM82 196H83V194H82ZM92 196H93V195H92ZM142 196H143V195H142ZM148 196H149V195H148ZM177 196H179V195H177ZM15 197H16V196H15ZM57 197H58V196H57ZM59 197H60V196H59ZM84 197H85V196H84ZM101 197H102V196H101ZM107 197H108V196H107ZM107 197H106V198H107ZM145 197H147V196H145ZM169 197H170V196H168V198H169ZM175 197H176V196H175ZM214 197H215V196H214ZM214 197L211 198V199H214ZM17 198H19V197H17ZM65 198H66V197H65ZM80 198H81V197H80ZM87 198H88V197L86 196V200H85V201H87ZM94 198H96V197H94ZM109 198H110V196H109ZM136 198H137V196H136ZM180 198H181V197H180ZM197 198H198V197H197ZM201 198H202V197H201ZM203 198H204V197H203ZM227 198H228V197H225L224 199H227ZM19 199H20V198H19ZM51 199H53V198H51ZM72 199H73V197H72ZM81 199H82V198H81ZM90 199H91V197H90ZM140 199H143V198H140ZM175 199H176V198H175ZM53 200L55 201V199H53ZM60 200H62V198H60ZM68 200H69V199H68ZM83 200H84V198H83ZM110 200H111V199H110ZM134 200H135V199H134ZM145 200H146V198H145ZM145 200H144V201H145ZM198 200H199V199H198ZM20 201H21V200H20ZM69 201H70V200H69ZM90 201H91V200H89V202H90ZM105 201H106V200H105ZM141 201H142V200H141ZM167 201H168V200H167ZM211 201H212V200H211ZM60 202H61V201H60ZM60 202H59V203H60ZM62 202H63V201H62ZM76 202H77V200H76ZM114 202H115V201H114ZM159 202H161V201H159ZM159 202H158V203H159ZM173 202H175V200H173ZM203 202H204V201H203ZM80 203H81V202H80ZM83 203H84V201H83ZM83 203H82V204H83ZM87 203H88V202H87ZM104 203H105V202H104ZM115 203H116V202H115ZM141 203H143V201H142ZM149 203H150V202H149ZM151 203H152V202H151ZM151 203H150L149 205H151ZM170 203H171V201H170ZM177 203H178V201L176 202V204H177ZM207 203H208V202H207ZM82 204H81V205H82ZM106 204H107V203H106ZM164 204H165V202H164ZM174 204H175V203H174ZM176 204H175V205H176ZM199 204H201V202H200ZM199 204H198V205H199ZM209 204H211L210 201H209ZM20 205H21V204H20ZM74 205H75V201H74ZM100 205H101V204H100ZM141 205H142V204H141ZM170 205H171V204H170ZM193 205H194V204H193ZM193 205H192V208L196 209L195 207H193ZM205 205H206V204H205ZM15 206H17V204H15ZM52 206H53V205H52ZM52 206H51V208H53ZM61 206H63V204H62ZM78 206H80V205H78ZM104 206H105V205H104ZM116 206H117V205H116ZM145 206L147 207V203H146V205L144 204V207H145ZM158 206H159V205H158ZM160 206H161V205H160ZM164 206H165V205H164ZM195 206H196V205H195ZM260 206H261V205H260ZM94 207H95V206H94ZM107 207H108V205H107ZM141 207H143V206H141ZM144 207H143V208H144ZM146 207H145V208H146ZM149 207H150V206H149ZM166 207H167V206H165V208H166ZM201 207H202V205H201ZM230 207H231V206H230ZM48 208H49V207H48ZM51 208H50V209H51ZM57 208H58V206H57ZM97 208H98V207H97ZM120 208H121V207H120ZM138 208H139V207H138ZM151 208H152V207H151ZM153 208H154V206H153ZM161 208H163V207H161ZM198 208L200 209V207H198ZM202 208H203V207H202ZM18 209H19V208H18ZM105 209H106V208H105ZM117 209H118V208H117ZM117 209H116V210H117ZM98 210H99V208L97 209V211H98ZM112 210H114V209L112 208ZM124 210H125V209H124ZM124 210L121 209V211H123V213H124V212L127 213V211H124ZM197 210H198V209H197ZM207 210H208V209H207ZM258 210H259V209H258ZM0 211H1V210H0ZM114 211H115V210H114ZM134 211H135V210H134ZM170 211H171V209H170ZM2 212H3V211H2ZM14 212H15V211H14ZM100 212H101V211H100ZM119 212H120V211H119ZM135 212H136V211H135ZM135 212H134V213H135ZM142 212H144V211H142ZM163 212H164V211H163ZM171 212H172V211H171ZM110 213H112V212H110ZM145 213H146V212H145ZM149 213H150V212H149ZM204 213H205V212H204ZM97 214H98V213H97ZM128 214H130V213H127V215H128ZM166 214H167V213H166ZM18 215H19V214H18ZM53 215H54V213H53ZM53 215H51V216H53ZM130 215H131V214H130ZM141 215H142V214H141ZM145 215L148 216L147 213H146ZM168 215H170V214L168 213ZM177 215H178V214H177ZM143 216H144V215H143ZM158 216H159V215H158ZM158 216H157V217H158ZM163 216H164V215H163ZM262 216H263V215H261L260 217H262ZM56 217H58V216H56ZM59 217H61V216H59ZM98 217H99V214H98ZM116 217H117V215H116ZM121 217H122V216H121ZM140 217H141V216H140ZM255 217H256V216H255ZM123 218H124V217H123ZM127 218L129 219L130 217H127ZM132 218H133V217H132ZM135 218H136V217H135ZM141 218H142V217H141ZM201 218H202V217H201ZM263 218H264V217H263ZM118 219H119V218H118ZM137 219H138V218H137ZM154 219H155V218H154ZM179 219H180V216H179ZM204 219H205V217H204ZM206 219H207V218H206ZM139 220H140V219H139ZM162 220H163V219H162ZM172 220H173V219H172ZM176 220L178 221V219H176ZM176 220H175V221H176ZM185 220H186V219H185ZM261 220H262V218H261ZM116 221H118V220L116 219ZM127 221H128V220H127ZM131 221H132V220H131ZM133 221H134V219H133ZM144 221H146V219H145ZM177 221H176V222H177ZM239 221H240V220H239ZM128 222H129V221H128ZM136 222H137V221H136ZM142 222H143V221H142ZM188 222H189V221H188ZM204 222H205V221H204ZM3 223H4V222H3ZM123 223H124V222H123ZM140 223H141V222H140ZM163 223H164V222H163ZM166 223H167V222H166ZM166 223H165V224H166ZM173 223H174V221H173ZM183 223H184V222H183ZM186 223H187V222H186ZM186 223H185V224H186ZM237 223H238V222H237ZM124 224H125V223H124ZM209 224H210V223H208V226H209ZM97 225H98V223H97ZM115 225L117 226V223H116ZM122 225H123V224H122ZM122 225H118V227H119V226L122 227ZM128 225H129V224H128ZM141 225H142V224H141ZM153 225H154V223H153ZM153 225H152V226H153ZM210 225H211V224H210ZM1 226H2V224H1ZM101 226H103V225H101ZM116 226H115V229H116ZM161 226H162V225H160L159 227H161ZM172 226H173V225H172ZM172 226H171V227H172ZM175 226H176V224H175ZM177 226H178V224H177ZM180 226H182V225H180ZM94 227H96V225H95ZM126 227H128V226H126ZM141 227H142V226H141ZM141 227H139V228H141ZM163 227H164V226H163ZM165 227H166V225H165ZM189 227H190V226H189ZM232 227H233V226H232ZM96 228H97V227H96ZM101 228H102V227H101ZM113 228H114V227H113ZM113 228H111L112 231H113ZM139 228H138V229H139ZM144 228H145V227H144ZM173 228H174V227H173ZM204 228H205V227H204ZM97 229H98V228H97ZM97 229H96V230H97ZM103 229H104V227H103ZM107 229H108L107 231H109V228H107ZM117 229H118V228H117ZM117 229H116V230H117ZM157 229H158V227H157ZM167 229H168V227H167ZM167 229H166V230H167ZM180 229H181V228H180ZM182 229H183V228H182ZM230 229H231V228H230ZM232 229H233V228H232ZM234 229H235V227H234ZM240 229H241V228H240ZM240 229H239V230H240ZM92 230H93V228H92ZM99 230H100V229H99ZM101 230H102V229H101ZM116 230H115V231H116ZM118 230H119V229H118ZM169 230H170V229H169ZM174 230H175V229H174ZM193 230H194V229H193ZM193 230H191V231H192V232H191L192 234L194 233ZM210 230H211V229H210ZM235 230H237V229H235ZM104 231H106V230H104ZM115 231H113V232L115 233ZM133 231L135 232V229H134ZM172 231H173V230H172ZM180 231H181V230H180ZM187 231H188V230H187ZM226 231H227V230H226ZM226 231H225V232H226ZM94 232H95V231H94ZM96 232H97V231H96ZM98 232H99V231H98ZM118 232H122V231L119 230ZM123 232H124V231H123ZM139 232H140V231H139ZM160 232H161V231H160ZM173 232H174V231H173ZM211 232H212V231H211ZM213 232H214V231H213ZM225 232H224V233H225ZM230 232H232V231H229L228 233H230ZM234 232H235V231H234ZM100 233H101V232H100ZM106 233H108V232H106ZM106 233H105V234H106ZM114 233H113V234H114ZM116 233H117V231H116ZM144 233H145V232H144ZM161 233H162V232H161ZM224 233L222 234V237H223V235H225L227 232H226L225 234H224ZM228 233H227V234H228ZM103 234H104V233H103ZM128 234H129V233H128ZM169 234H170V233H169ZM171 234H172V232H171ZM176 234H177V233H175V235H176ZM180 234H181V233H180ZM180 234H179V235H180ZM189 234H190V233H189ZM227 234H226V235H227ZM100 235H102V234H100ZM119 235H120V233H119ZM133 235H135V234H133ZM144 235H145V234H144ZM182 235H183V234H182ZM226 235H225V236H226ZM16 236H17V235H16ZM18 236H19V235H18ZM110 236H111V235H110ZM115 236H116V234L114 235V237H115ZM127 236H128V235H127ZM127 236H126V237H127ZM192 236H193V235H192ZM219 236H220V235H219ZM225 236H224V237H225ZM229 236H231V235L229 234ZM253 236H254V235H253ZM259 236H260V235H259ZM107 237L109 238V235H108V234H107ZM111 237H112V236H111ZM144 237H146V235H145ZM210 237H211V236H210ZM224 237H223V238H224ZM235 237L237 238V236H235ZM251 237H252V236H251ZM97 238H100V237L97 236L95 239H97ZM102 238H105V237H102ZM102 238L100 239V241L102 240ZM108 238H107V240H108ZM116 238H117V236H116ZM130 238H131V237H130ZM216 238H217V237H215V239H216ZM232 238H233V232H232V237H231V239H232ZM93 239H94V238H93ZM93 239H92V240H93ZM121 239H123L122 236H121ZM133 239L135 240L136 238H133ZM206 239H208V238L206 237ZM227 239H228V238H227ZM90 240H91V239H90ZM97 240H99V239H97ZM110 240H111V239H110ZM112 240H113V241H112V243H113V242L115 241V238L112 239ZM129 240H130V239H129ZM134 240H132V241L134 242ZM211 240H212V239H211ZM217 240H219V237H218ZM80 241H81V240H80ZM95 241H96V240H95ZM181 241H182V240H181ZM185 241H186V239H185ZM219 241H220V240H219ZM225 241H226V240H225ZM229 241H230V240H229ZM236 241H237V240H236ZM236 241H235V242H236ZM257 241H258V240H257ZM261 241H263V240L261 239ZM261 241H260V243H261ZM109 242H110V241H109ZM117 242H118V240H117ZM140 242H141V241H140ZM173 242H174V240H173ZM176 242H177V241H176ZM182 242H183V241H182ZM200 242H201V241H200ZM202 242H203V241H202ZM206 242H207V241H205V243H206ZM221 242H222V239H221ZM226 242H228V241H226ZM134 243H135V242H134ZM211 243H213V242L211 241ZM216 243H217V242H216ZM224 243H225V242H224ZM224 243L222 242V245H223ZM101 244H102V243H101ZM141 244H142V243H141ZM147 244H148V243H147ZM201 244H202V243H201ZM201 244H200V245H201ZM231 244H232V243H231ZM262 244H263V243H262ZM115 245H116V242H115ZM152 245H153V244H152ZM177 245H178V244H177ZM182 245H183V244H182ZM205 245H206V244H205ZM209 245H210V244H207V246H209ZM213 245H214V243L212 244V246H213ZM220 245H221V244H220ZM220 245L218 244V246H217V245H216V246L219 247ZM227 245H228V244H227ZM235 245H236V244H235ZM242 245H243V244H242ZM242 245H241V246H242ZM258 245L261 246L260 244H258ZM79 246L82 247L80 244H79ZM119 246H120V245H119ZM127 246H128V245H127ZM133 246H134V245H133ZM135 246H136V244H135ZM135 246H134V247H135ZM139 246H140V245H139ZM174 246H175V245H174ZM134 247H133V248H134ZM144 247H145V246H144ZM164 247H165V245H164ZM182 247H183V246H182ZM213 247L215 248V246H213ZM213 247L211 248V246H210V249H213ZM226 247H227V246H226ZM235 247H237V245H236ZM247 247H248V246H247ZM123 248H124V247H123ZM123 248H122V249H123ZM169 248H170V246H169ZM169 248H168V249H169ZM186 248H187V245H186ZM241 248H242V247H241ZM80 249H81V248H80ZM80 249H79V250H80ZM143 249H145V248H143ZM175 249H176V248H175ZM178 249H179V248H178ZM182 249H183V248H182ZM210 249H208V250L211 251ZM215 249H217V248H215ZM225 249H227V248H225ZM231 249H232V248H231ZM243 249H244V247H243ZM115 250H116V249H115ZM115 250H114L113 253H116ZM126 250H127V249H126ZM150 250H151V249H150ZM150 250H148V252H149ZM200 250H201V249H200ZM218 250H219V249H218ZM238 250H240V249H238ZM36 251H37V250H36ZM108 251H110V249H109ZM108 251H107V252H108ZM112 251H113V249H112ZM183 251H184V250H183ZM185 251H186V249H185ZM214 251H215V250L213 249L212 252H214ZM219 251H221V250H219ZM222 251H223V250H222ZM225 251H226V250H225ZM225 251H224V252H225ZM122 252H124V249L122 250ZM132 252H133V250H132ZM146 252H147V251H146ZM232 252H234V251H232ZM249 252H250V250H249ZM109 253H110V252H109ZM171 253H173V252H171ZM198 253H199V252H198ZM208 253H209V252H208ZM226 253H227V251H226ZM122 254H123V253H122ZM131 254H132V253H131ZM186 254H187V252H186ZM201 254H203V253H201ZM201 254H200V255H201ZM221 254H222V252H221ZM238 254H239V253H238ZM104 255H105V254H104ZM104 255H103V256H104ZM129 255H130V254L128 253V256H129ZM132 255H133V254H132ZM172 255H173V257L175 256L174 254H172ZM172 255H171V256H172ZM179 255H180V254H179ZM179 255H178V256H179ZM212 255H213V254H212ZM122 256H123V255H122ZM130 256H131V255H130ZM189 256H190V255H189ZM197 256H198V255H197ZM201 256H202V255H201ZM203 256H204V255H203ZM226 256H227V255H226ZM243 256H244V255H243ZM245 256H246V255H245ZM131 257H132V256H131ZM148 257H149V256H148ZM157 257H158V256H157ZM101 258H102V257H101ZM113 258H114V257H113ZM123 258H125V257H123ZM126 258H127V257H126ZM194 258H195V257H194ZM225 258H226V257H225ZM228 258H229V256H228ZM236 258H237V257H236ZM114 259H115V258H114ZM135 259H137V258H135ZM184 259H185V258H184ZM195 259H196V258H195ZM195 259H194V260H195ZM204 259H205V258H204ZM157 260H158V258L156 259V261H157ZM171 260H172V259H171ZM175 260H177V259L175 258ZM192 260H193V259H192ZM202 260H203V259H202ZM206 260H207V257H206ZM206 260H205V261H206ZM238 260H239V259H238ZM238 260H237V261H238ZM241 260L243 261V259H241ZM117 261H118V260H117ZM124 261H125V260H124ZM186 261H187V258H186ZM247 261H248V260H247ZM249 261H250V260H249ZM159 262H160V260H159ZM159 262H158V263H159ZM192 262H193V261H192ZM192 262H191V264H192ZM194 262H195V261H194ZM214 262H215V260H214ZM250 262H252V261H250ZM118 263H119V261H118ZM118 263H116V264H118ZM121 263H122V262H121ZM201 263H202V262H201ZM209 263H210V262H209ZM223 263H224V262H223ZM243 263H244V262H243ZM148 264H150V263H148ZM154 264H155V263H154ZM182 264H183V263H182ZM214 264H215V263H214ZM228 264H229V262H228ZM239 264H240V263H239ZM252 264H253V262H252ZM254 264H255V263H254Z\"/></svg>","mask_w":264,"mask_h":264}]
</instances>
